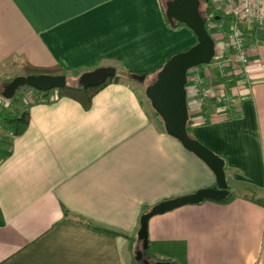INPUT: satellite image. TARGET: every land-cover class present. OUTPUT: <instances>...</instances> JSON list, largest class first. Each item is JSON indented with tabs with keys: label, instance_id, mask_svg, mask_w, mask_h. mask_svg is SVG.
I'll return each mask as SVG.
<instances>
[{
	"label": "crops",
	"instance_id": "0c3cea01",
	"mask_svg": "<svg viewBox=\"0 0 264 264\" xmlns=\"http://www.w3.org/2000/svg\"><path fill=\"white\" fill-rule=\"evenodd\" d=\"M163 2L0 0V75L32 64L154 77L197 41L186 26H170ZM248 56L250 88H227L235 89L234 118L212 106L203 124L186 85L193 137L224 160L234 199L150 218L148 246L170 264H264V205L244 197L264 201V42L251 39ZM144 91L111 81L87 110L67 97L28 105V127L0 162V264H136L142 208L216 186L212 170L156 125Z\"/></svg>",
	"mask_w": 264,
	"mask_h": 264
},
{
	"label": "water",
	"instance_id": "95a60500",
	"mask_svg": "<svg viewBox=\"0 0 264 264\" xmlns=\"http://www.w3.org/2000/svg\"><path fill=\"white\" fill-rule=\"evenodd\" d=\"M201 0H167L165 16L169 22L178 21L190 29L196 36V43L190 48L171 55L157 71L155 79L145 88V96L151 108L159 115L165 132L178 140L188 151L202 160L213 172L216 186L201 188L191 194L160 201L153 205L139 219L137 238L141 242V250L136 251L135 259L149 264L144 259L143 251L148 248V222L150 218L171 211L184 205L198 204L205 200L222 201L228 194L225 178L224 160L211 150L191 138L186 131L189 120L187 104V71L193 66L208 64L214 55V39L207 31L200 14ZM255 38L264 42V29L258 27ZM116 76V68L102 66L83 72L77 78L76 85L81 87L98 86ZM144 77L141 78L143 80ZM32 87L41 92L60 89L66 86L65 75H18L3 86L1 92L5 99H11L18 88ZM154 264H170L158 261Z\"/></svg>",
	"mask_w": 264,
	"mask_h": 264
},
{
	"label": "trees",
	"instance_id": "16d2710c",
	"mask_svg": "<svg viewBox=\"0 0 264 264\" xmlns=\"http://www.w3.org/2000/svg\"><path fill=\"white\" fill-rule=\"evenodd\" d=\"M163 5H164V9H165V4H163ZM200 5L202 8L201 9L199 8V11H200V14L204 20L206 29H207V22L208 21L220 20L223 17V15L220 12L216 11L213 8V6L211 5L209 0H201ZM232 20H233V17L226 16V21L230 22ZM169 24L172 28H178V27L184 26L181 22H178V21L169 22ZM238 27L241 29V31L244 33L245 37L248 40H251V39L255 40L256 39L255 38V31L259 27L258 25L252 26L251 28H246L245 26L238 24ZM207 31H208V29H207ZM208 32H210V31H208ZM116 70H117L116 76L113 79H108L106 82H104L98 86L81 87V86L76 85V82H77L78 76L82 72L77 73V74L69 73L57 65H54V66H36V65H32V64H23L21 66V71L18 75H25V76L32 75V74L33 75L48 74V75H53V76L65 75L66 76V86L64 88H60V89H52V90H49L47 92H41V91H38V90H36L32 87H29V86L20 87L17 89L15 95L9 100L8 106H6V107L1 106L0 107V126L7 132L6 134L0 135V162L4 161L6 158H8L12 154V139H13V137L21 135L22 133H24V131L28 127V123H29L28 105L29 104L28 105L25 104L22 101L21 97L19 96V93L23 89H31L33 91V97L35 99V102L40 101V100L45 101V102H49V101L54 100L56 98L67 97V98L73 99L76 102L80 103L81 106L85 110H87L91 106L92 98L94 97V95L97 92H99L105 85L110 83L111 81L119 82L122 80H127V81H134V82L137 81L138 82V81H141L142 77L147 79L150 76V74L155 73V72H152V73H146V74L138 75V74L128 73V72L121 70L119 68H116ZM18 75H15V76H18ZM14 77L7 79V81H6V79L2 80V84L9 82ZM219 80L221 82L223 81L227 88H229L235 84V80L227 81V80H224L222 78ZM148 102H149V100H148ZM149 104H150V102H149ZM200 110H201L202 115L204 117L203 124H208L210 122V116H211V112L213 110L211 104L200 105ZM151 111H152V115L156 121V125L160 129L165 131L164 126H163V122H162L161 118L159 117V115L155 112V110L153 108H151ZM224 114L228 118H234L237 116V113L235 112V110L233 108H229V109L225 110ZM191 123L192 122L189 119L187 122V125H186V131H187V134L191 138H194L193 134H192ZM244 197H246L247 199H249L251 201H254V202H257V203L264 205V201L260 198L255 197L254 193H251L250 195H244ZM233 199H234V196L230 192L224 200L219 201V202L220 203H228V202L232 201ZM148 210H149V208H147V207L142 208L141 215L144 214L145 212H147ZM64 216L65 217L69 216V213L65 212ZM78 219H79V222L81 224H83L87 227H91L97 231L111 233V234L116 233L113 230L105 228L101 225L94 224V223L90 222L89 220H86L83 218H78ZM144 259L147 260L149 264H154L155 262H158V261L168 262V260L158 259L154 255L150 246H148L147 250L144 251ZM136 264H144V262L142 260L136 261Z\"/></svg>",
	"mask_w": 264,
	"mask_h": 264
},
{
	"label": "built area",
	"instance_id": "2783aa9c",
	"mask_svg": "<svg viewBox=\"0 0 264 264\" xmlns=\"http://www.w3.org/2000/svg\"><path fill=\"white\" fill-rule=\"evenodd\" d=\"M209 1L213 8L223 15L220 20L207 22V29L211 32L215 43L214 55L208 64L188 69L186 85L191 84L196 101L200 105L219 106L225 112L234 106V90L241 87L249 89L251 85L247 74L250 40L245 37L238 24L246 28L258 25L264 29V0ZM226 16L233 17V20L226 21ZM213 75L227 81L235 80V89H230L228 93L225 83L220 80L215 84L208 85L206 80ZM19 96L27 105L35 102L31 89L22 90ZM4 102L0 100V105Z\"/></svg>",
	"mask_w": 264,
	"mask_h": 264
},
{
	"label": "rangeland",
	"instance_id": "374dc122",
	"mask_svg": "<svg viewBox=\"0 0 264 264\" xmlns=\"http://www.w3.org/2000/svg\"><path fill=\"white\" fill-rule=\"evenodd\" d=\"M162 1H164L163 3L164 4H166V2H167V0H162ZM200 9L202 8L201 7V5H200V7H199ZM210 35H211V33H210ZM15 76V74H9V76H5V75H0V89H1V84H2V80H5L6 79V81H7V79H8V77L9 78H11V77H14ZM156 76V75H155ZM155 76L154 77H150V78H147V79H145V80H143V81H136L135 82V84L136 85H138V86H140L141 88H143V89H145L146 88V86H148L154 79H155ZM132 82H134V81H132ZM24 90V89H23ZM0 94H1V92H0ZM0 100H2V101H7V99H5V98H3L2 96H0ZM5 103V102H4ZM4 103H1V105H0V107L2 106V105H5ZM147 105L149 106V103H147ZM6 106V105H5ZM150 108V107H149ZM151 109V108H150ZM7 133V132H6ZM5 133V134H6ZM231 191H235V190H231ZM237 191H240V190H236V192Z\"/></svg>",
	"mask_w": 264,
	"mask_h": 264
}]
</instances>
